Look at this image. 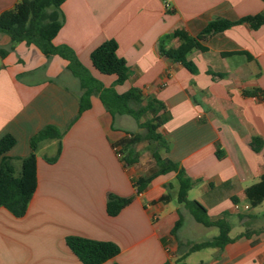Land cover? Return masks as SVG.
Here are the masks:
<instances>
[{"label":"crops","instance_id":"0c3cea01","mask_svg":"<svg viewBox=\"0 0 264 264\" xmlns=\"http://www.w3.org/2000/svg\"><path fill=\"white\" fill-rule=\"evenodd\" d=\"M18 2L0 0V14ZM62 11L53 44L71 48L104 87L119 94L137 88L163 104L158 133L169 144L163 156L194 181L190 192L198 191L194 200L209 217L231 225V241L223 248H208L194 263L189 254L181 264H264V201L252 207L246 197L264 175V96L246 94L264 92V25L255 30L242 23L212 33L203 42L206 52L189 55L195 73L159 48L176 30L197 36L212 21L262 14L264 0H67ZM111 39L130 68L122 85L91 61V53ZM178 46V40L165 43L166 49ZM10 47L9 36L0 33V48L9 50L0 56V139L10 134L16 140L7 156H29L31 139L47 126L64 133L55 163L47 159L56 156L59 141L39 144L38 185L26 215L17 218L0 208V264H83L67 246L69 236L117 244L119 255L103 264H176L196 243L186 226L194 217L177 202L175 173L158 176L136 194L133 180L150 175L156 164L147 141L135 147L136 164L121 160V141L132 125L126 117L132 116L113 117L93 95L91 107L71 124L84 90L69 62L48 59L26 42ZM142 143L148 154L141 153ZM109 195L134 200L111 217Z\"/></svg>","mask_w":264,"mask_h":264},{"label":"trees","instance_id":"16d2710c","mask_svg":"<svg viewBox=\"0 0 264 264\" xmlns=\"http://www.w3.org/2000/svg\"><path fill=\"white\" fill-rule=\"evenodd\" d=\"M67 0H19L16 6L0 14V33L9 36L10 50L14 45L26 42L28 45L37 46L48 58L60 56L69 62L68 69L81 82L84 90L80 98V111L71 124L87 109L91 107L90 98L98 95L106 110L113 116H132L140 126L145 128L144 134H131V139L122 142L121 160L126 166H132L138 162L139 153L135 147L142 141L149 143L156 169L148 176L133 180L136 194L140 195L158 176L175 173L178 183L177 202L183 205L194 217L195 221L204 227H216L219 230L217 236L210 240L193 243L189 246L187 254L176 261L181 264L189 254L208 249L223 248L231 239L229 233L231 225L225 219L212 220L208 210L197 200L188 198L194 181L189 178L183 167L177 162L164 157L162 151H168L169 144L159 133L162 124L161 112L163 104L155 98H146L141 90L131 88L123 94L116 92L114 87L106 88L102 83L90 76L88 71L79 62L76 53L67 46H55L53 40L58 35L64 22L62 5ZM246 23L253 29H259L264 25V13L248 16L238 21L216 20L210 22L197 36H190L183 30H176L163 37L159 42L160 53L174 63L183 65L192 73L196 67L189 60L193 51L206 52L203 42L215 31H224L235 25ZM169 40H178L179 46L166 49L165 43ZM9 50L0 48V56L4 58ZM229 53L227 55H234ZM91 61L94 68L104 75L116 76L115 85H122L130 75V68L125 59L118 56V44L115 40H106L91 53ZM248 95L264 96V92H246ZM149 115L146 122H142L143 115ZM63 131L54 126H47L39 131L31 139V153L22 159L7 156L14 147L15 138L7 134L0 139V208H5L17 218L24 217L28 211L30 202L36 192L37 180V151L42 141H59L58 152L55 157L47 159L49 163H55L61 153V139ZM20 162L18 169L17 162ZM247 200L252 207H256L264 201V175L260 182L250 186L246 190ZM134 197L123 198L109 195L107 212L111 217L118 216L124 208L130 205ZM169 200V195L162 201ZM183 223L180 216L175 224L172 235H177ZM67 246L83 264H103L115 258L120 253V247L109 241H96L80 236H69L66 239Z\"/></svg>","mask_w":264,"mask_h":264},{"label":"rangeland","instance_id":"374dc122","mask_svg":"<svg viewBox=\"0 0 264 264\" xmlns=\"http://www.w3.org/2000/svg\"><path fill=\"white\" fill-rule=\"evenodd\" d=\"M127 120H130V122H132V125L129 126L130 131L128 132L129 134H127V136L121 141V146L123 147L122 142L124 140H129L131 139V134H144L146 132L145 128H143L142 126L139 125V123L133 119V117H126ZM150 118L149 115H143L141 121L142 122H146L148 119ZM141 148V153L148 154V149H146V143H142L139 145ZM198 195V191L196 190H192L191 192H189L188 198L190 200H194L195 197H197ZM186 226L188 227L189 231H188V235L191 237V241H194L196 243L202 242V241H206V240H210L213 237H215L218 234V229L215 227H211V228H207L204 227L203 225L198 224L197 222L194 221V219H191L189 221H187ZM201 253H193L190 258H189V263H194L196 262V260L198 258H200L201 256H203V252H208L207 249L205 250H201Z\"/></svg>","mask_w":264,"mask_h":264},{"label":"built area","instance_id":"2783aa9c","mask_svg":"<svg viewBox=\"0 0 264 264\" xmlns=\"http://www.w3.org/2000/svg\"><path fill=\"white\" fill-rule=\"evenodd\" d=\"M166 5H167V3H166ZM117 152L119 153V151L117 150ZM119 155H120V157H121V153H119Z\"/></svg>","mask_w":264,"mask_h":264}]
</instances>
